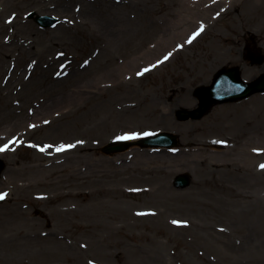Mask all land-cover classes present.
Returning <instances> with one entry per match:
<instances>
[{
	"label": "rangeland",
	"instance_id": "1",
	"mask_svg": "<svg viewBox=\"0 0 264 264\" xmlns=\"http://www.w3.org/2000/svg\"><path fill=\"white\" fill-rule=\"evenodd\" d=\"M115 6L123 7L119 11L114 9ZM180 8V0H0V88H9L7 85L14 79L6 81V78L13 72L18 80V74L28 65L26 63L32 61H26L29 58L24 54V43L27 46L38 43L45 52L42 53L45 62L33 65L35 72L28 79L27 97L0 96V137L1 130L5 131L11 122H19L15 121L19 116L30 115L50 98L70 91L77 81L80 84L89 77V72H82L85 64L91 60L93 49L104 46L96 40L97 36L103 34L104 24L115 17L114 12H122L130 18L129 42L126 38L116 43L105 56L103 53L101 60L91 62L89 71L94 75L106 73L110 80L119 72L117 77L123 78L125 68L122 66L130 64L133 82L109 96L117 95L113 103L120 101L131 110L126 109L120 116H115L108 112L110 106L107 105L97 114L89 110L81 112L74 124L52 141L63 146L64 152L70 145L76 147L74 152L78 151L79 145L95 148L96 154L89 153L93 159L90 164L94 165L98 161L104 164L109 158L137 148L150 149L136 146L125 153L103 154L102 149L112 140L157 130L176 131L181 145L173 150L181 149L188 160L197 161L202 155L210 163L222 161L228 165H202L189 174L193 178L184 189L175 187L174 181L179 174H169L167 168L163 171L155 169L150 174L138 172L136 176L146 175L151 181L164 182L180 192L194 186L196 178L200 177L201 183L194 192L205 196L204 200L209 198L204 201L210 207L207 214L217 221V225L194 227L182 224L175 227L164 224L162 216L157 215L164 212V208L159 207L196 203L194 194L186 193L176 200L177 196L172 193L173 201L162 196L152 197L149 201L133 197L126 194L125 190L130 188L124 186L130 173L111 177L99 187L91 183L93 187L90 188V184L83 185L70 172H65L62 178L51 179V187L36 186L34 178L38 173L35 166L43 163L42 159L47 163L58 151L54 154L53 149L49 153L41 151L45 143L52 144L51 139L42 142L44 131L40 136H23L25 125H19L4 138L6 141L15 135L21 136V145L11 155L2 156L7 167L0 175V191L9 194L0 200V264H264V250L230 255L222 247L224 241L238 247L248 235L260 233L259 237H264V216L261 215L264 198L260 197L264 195V155L253 157L251 171L248 170L250 166L241 169L248 164L246 151L261 147L264 152V94L238 103L218 105L201 120L179 119L180 111L197 109L196 89L207 81L209 83L221 67L246 65L252 75L249 80L264 73V0L197 10L189 34L195 36L196 27L203 25L201 34L168 63L156 67L148 75H141L145 65L172 50L171 47L159 53L156 46L179 30L172 24L178 20ZM36 11L40 15L59 17L62 22L55 28L42 29L27 18L28 13ZM181 16L187 17L185 13ZM34 47L30 49L34 51ZM250 52H256L263 59L261 64L248 58ZM219 59L220 62H215ZM75 66L78 68L76 74L71 72ZM33 67L30 64L27 70L32 72ZM246 71L242 70L244 74ZM25 72L21 76H26ZM56 79L60 82L55 83ZM182 88L190 91L192 103L184 93L169 99L171 93ZM13 104H19L17 111L14 115L7 114V105ZM42 116L46 118L47 115ZM39 120L34 119L32 123ZM4 141L0 139V145ZM70 150L67 154H72ZM216 150L219 152L213 153ZM166 151L169 153L161 156L163 158L150 155L140 159L154 168L162 165V159L175 160L182 155H172L170 149ZM78 154L83 155L82 152ZM60 159H57L58 163H65V158ZM128 160L126 164L139 158L134 156ZM57 193L67 196L55 200ZM248 196L254 200L246 199ZM169 198L172 200L171 196ZM97 201H121L122 204H118V208L106 207L98 217H93L85 207ZM143 201L147 208L156 212L155 215L149 212L140 216L143 214L125 205H138ZM65 204L72 205V209L68 206L64 209L62 205ZM254 220L263 222L250 224ZM61 239L73 249L68 251L65 244L57 249L56 242Z\"/></svg>",
	"mask_w": 264,
	"mask_h": 264
},
{
	"label": "bare ground",
	"instance_id": "2",
	"mask_svg": "<svg viewBox=\"0 0 264 264\" xmlns=\"http://www.w3.org/2000/svg\"><path fill=\"white\" fill-rule=\"evenodd\" d=\"M217 1L218 0H206V2L204 3V0H180L181 8L178 10V14H177L178 20L172 24L175 27H177L179 30L174 32L173 36H171L168 40H165V42L158 44L156 46L157 48L156 50L159 51V53H161L164 52L166 49L172 47V55H176L179 52H181L182 49H184L187 46L186 44L189 41V32H190L189 30L193 26L191 25V21L193 18L196 19V16L198 14L195 12H197V10L207 11L208 9L206 8L207 6L213 9L217 6L220 7L223 4L224 5L228 4L229 7L230 5H236V4L238 5V3H241L243 1L246 2L247 0H224V1L221 0L220 3H217ZM128 4L129 2H127V5ZM204 4H206V7H203L205 6ZM122 7L123 6L120 7L115 6L114 9L120 11ZM57 12L63 14V12L59 10H57ZM182 13H185L187 17L185 18V16H181ZM114 16L116 17L117 20L115 19V17L110 18V20L104 24V27L102 29L103 34L98 35L96 38V40L100 41V44L104 45L102 46V48L100 47L99 49L98 48L93 49L94 51L90 55L93 60H96V62L102 59L103 53L105 56L106 54L105 52L110 50V48L114 47L116 43H118L119 41L125 40L126 38L128 42L130 40L129 38L130 37L129 26H131L130 18L127 17L126 14L117 11L114 12ZM187 21L189 22V24ZM24 45L26 47L24 49V54L27 55L26 58H29L26 59V61H29L31 59L32 61H35L37 65L41 64L42 62H45V58L42 54L45 52L42 51V46H39L38 43L29 44L28 46L24 43ZM34 45H35L34 47L35 50L33 51L30 49V47L31 46L33 47ZM31 51L32 54H30ZM169 59L171 60L172 58ZM169 59H162L160 57V59H154L152 62H149L147 65L144 66L145 69H148V71H145V74L148 75L150 72L156 69V67L168 63L170 61ZM26 61L22 60V62L25 63ZM215 62H220V59L216 60ZM90 64L91 63L87 64L86 65L87 67L85 66V70L82 71V72H86V71L89 72V77H87L85 81H82V83L79 84L78 81L76 82V80H74L76 84L77 83L78 84L76 86L74 85L73 89L65 93L63 92L62 94H57V96H55L54 98H50L48 103L43 104L40 109L38 108V110L35 111L34 115H28V116L24 115V116H19L20 118L18 119L15 118L16 119L15 121H19V122L18 123L15 122L14 124L11 122L6 127L7 129L5 130V132H7V130L11 131L14 127H18L19 125L21 126L25 125V129L27 133L25 134L22 133L23 136L27 134H29V136H40L39 135L40 132L44 131L42 142L50 139L52 141V139H54L55 136L61 134L65 130H68V128H70L76 121V116L81 112L89 110L92 111L93 114L98 112L101 107L107 105L110 106L108 112L115 116H120L122 113L126 111V109L131 110L130 106L128 107L126 104L121 103L120 101L113 103L117 98V95L116 96L114 95L109 96V95L115 92V90L120 89L121 87H126L131 85V83L134 80L132 78V73L130 70L132 66L130 64L123 65L122 69L125 68L124 69L125 73L123 78L117 77V74L119 73L118 72L115 74V77L110 80V77L106 73L103 75L102 74L94 75L93 71L92 72L89 71L91 69ZM76 69L78 68L75 66L74 70L71 72L76 74L75 72L78 71ZM242 69H245V71L247 69L249 70V68H247L246 65H244ZM248 70L246 71V74L243 75L245 79H248L252 76L251 74H249L250 72ZM258 72H260V70ZM58 82L60 81L56 79L55 83ZM27 83L28 81H26L23 76L20 77L17 81L14 82V85L7 90V95H12L14 87H16V85L17 86L19 85V88L22 87L21 89L22 92L17 93L18 95L17 94L16 95L21 97H27V89H28ZM176 93L178 94L176 95ZM182 93L185 94V98H187V100L190 103L193 102L192 98H189L190 91L186 90L185 88L184 89L182 88L181 90H178L175 93H171L169 95V99L173 97H177L178 95H182ZM7 111H8L7 114L8 113L14 114V111L10 107H8ZM42 115H47V116L46 118H43ZM39 118H40L39 122H37L35 125H31L32 120ZM1 134L4 135L5 133L1 132ZM54 146L55 148L58 147V145L56 146L55 143L52 141L51 148ZM258 149L261 148L254 147L253 149H251V151L250 150L246 151V155H247L246 161L248 164L242 167L241 169L244 170L245 168L250 166L248 170L251 171L252 169L251 167H253L254 165L253 157H257V156L260 157L258 155V153H260V150ZM51 150L52 149H48L45 150L44 152L49 153L51 152ZM77 150L79 152H82L83 155L78 154L79 153L78 151L77 152L70 151V153L72 154H67L69 152L62 155L57 154L53 158L51 157V159H49L47 163H44L45 160L42 159L43 163L40 164L39 162V165L35 166V169L38 173L34 178L36 186L46 185L48 187H51V185L53 186V180L57 178L59 179L62 178L65 172H70L73 175V177H76V179H78L83 185L90 184L91 185L89 186L90 188L93 187L91 183H93L96 187H99L111 177L115 178V176L118 177L125 175L126 173H130L129 178L126 180L124 186L130 188L129 190L127 189L125 190L126 194L132 195L133 197H138V198L143 197V200L147 201L148 199L149 201V199H151L152 197L162 196L167 198L168 201H173L174 198L172 196V193H174L175 196H177L176 200L183 198V195H185L186 193L194 194L193 200H195L196 203H192L193 205L185 204V206H183L181 204L172 203L159 207V208H164V212L157 213V215L162 216L161 222H163L164 224L172 225L175 227H180L182 226V224H189L194 227H209V226L217 225V221L211 218L207 214V209L210 207L208 203L204 201H206L209 198L206 197V199L204 200L205 196H202L199 193L196 194V192H194V188L199 187L201 183L200 177L196 178V182L194 186H191L185 192H180L168 187L167 184L164 182L157 183L156 181H151V179H149L146 175H142V177L137 178L136 173L142 172L144 174H150V172H152L155 169L156 170L158 169L159 171H163L165 168H167L169 169L168 171L169 174H174V173L178 174L185 172L192 174L195 173L198 170V168L199 167L201 168V166L204 164H207L208 166L211 165L212 167L213 166L218 167V165L222 163L228 165L227 162L216 161L214 163H210L202 155L199 157L197 161L188 160V158L185 156V153L182 150H179L176 153H171L172 155L175 156L182 154L181 156L177 157V159L168 160V161L166 159H162V162L160 161L162 165L153 168L151 167V165L147 164L144 159H140V158L144 156L148 157L150 155H155V157L157 158L158 157L163 158L161 156L168 155L169 151H166V149H155V150H146V151L137 149L135 151L128 152L125 155H120L116 158H109V160L104 162V164L102 162H100L101 163L100 164L98 161L95 162L93 165L90 164V162H92L93 159L91 158L92 155H90L89 153L94 152L96 154L95 148L93 147L91 148L89 147V145L85 147L83 145H79ZM187 151L188 150H186V152ZM216 151L213 153L219 152L218 150ZM134 156H137L139 160H137L136 162L131 161L129 164H126L128 161H130L128 159L133 158ZM60 158H65V163L62 162L61 164L58 163L57 159ZM85 161L89 163L85 164L84 163ZM80 162L81 164L79 165ZM260 162L261 161H259V163ZM146 164L148 166H146ZM52 178L53 180L51 181ZM130 183L131 185H129ZM81 194L84 196L86 195L84 193H80V195ZM65 196L67 195L63 196L60 193H57L53 199L58 200L59 198L62 197L64 198ZM170 196L172 200H170L169 198ZM260 197L264 198V195ZM246 199L252 200L253 198L252 196H248ZM146 201H143V203L139 202L140 203L138 204L139 206L137 204H131V203L125 205L128 206V208H130L131 210H134V212L139 211V214H143L140 216H144V214H146L147 212L149 213V211L152 212V215H155L156 212L151 208H147V206L145 205ZM118 204L120 205L122 204V202L119 201L116 203V202L97 201L96 204H91V205L88 204L85 208L89 213H91V216L98 217L103 210L105 211L106 207L107 209L113 207L118 208L117 206ZM62 206H64V209H67L68 207L72 209V205L68 206L67 204H65ZM237 208L239 209L238 205ZM244 210L245 209L242 206L241 211L244 212ZM261 210H262L261 215L264 216V209L262 208ZM66 211L69 212L70 210L68 209ZM260 222L254 220L253 222H250V224H254V223L259 224ZM258 234L257 236L255 234L246 236L244 242L238 247L236 246L232 247V245L227 241H224L225 244L222 245V247H224L226 252L231 253L230 255H234L235 253L238 252H240L238 254L241 255L248 251H255V252L259 250L263 251L264 237L261 236L259 237ZM64 244H65L64 239L57 240L55 247L57 249H60L61 246ZM65 246L68 249V251L73 249V247L69 246L68 244L67 245L65 244Z\"/></svg>",
	"mask_w": 264,
	"mask_h": 264
},
{
	"label": "water",
	"instance_id": "3",
	"mask_svg": "<svg viewBox=\"0 0 264 264\" xmlns=\"http://www.w3.org/2000/svg\"><path fill=\"white\" fill-rule=\"evenodd\" d=\"M227 77L231 78V77H233V75L229 74V75H227ZM233 80H235L233 82H236V83L239 82V78L238 77H237V79L233 78ZM227 85L234 86L233 83H228ZM257 91H264V81H262L258 85H254V84L253 85H248L247 84V86H245V93L242 96V98L246 97V96H249L250 94H252L254 92H257ZM178 184L183 186V185L187 184V182L182 178V179H179Z\"/></svg>",
	"mask_w": 264,
	"mask_h": 264
},
{
	"label": "snow or ice",
	"instance_id": "4",
	"mask_svg": "<svg viewBox=\"0 0 264 264\" xmlns=\"http://www.w3.org/2000/svg\"><path fill=\"white\" fill-rule=\"evenodd\" d=\"M203 29H201V31H202ZM196 35H199V33H197ZM192 39H195V36H193V38ZM188 43H191V40H189L188 41ZM165 59H167V57H165ZM145 71H148V69H145ZM141 75L143 74V73H140ZM69 148H71V147H74V145H70V146H68ZM6 149H0V151H5ZM45 149H41V151H44ZM65 150V148L63 147V146H61L60 148H57L56 149V151H58V152H61V151H64ZM262 168H264V166H262ZM5 198V196L4 195H0V200H3ZM174 223H176V222H174Z\"/></svg>",
	"mask_w": 264,
	"mask_h": 264
}]
</instances>
